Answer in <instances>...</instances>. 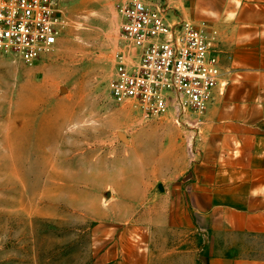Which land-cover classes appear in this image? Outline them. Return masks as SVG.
I'll return each instance as SVG.
<instances>
[{"label":"rangeland","instance_id":"374dc122","mask_svg":"<svg viewBox=\"0 0 264 264\" xmlns=\"http://www.w3.org/2000/svg\"><path fill=\"white\" fill-rule=\"evenodd\" d=\"M131 1L60 0L52 53L25 65L0 52V264L202 261L165 251L203 245L167 227L203 114L177 125L109 96Z\"/></svg>","mask_w":264,"mask_h":264},{"label":"crops","instance_id":"0c3cea01","mask_svg":"<svg viewBox=\"0 0 264 264\" xmlns=\"http://www.w3.org/2000/svg\"><path fill=\"white\" fill-rule=\"evenodd\" d=\"M152 1H163L172 19L217 30L225 84L203 114L188 177L173 191L182 201L167 223L181 243L193 233L203 245L166 256L264 264V0Z\"/></svg>","mask_w":264,"mask_h":264},{"label":"built area","instance_id":"2783aa9c","mask_svg":"<svg viewBox=\"0 0 264 264\" xmlns=\"http://www.w3.org/2000/svg\"><path fill=\"white\" fill-rule=\"evenodd\" d=\"M120 52L109 96L144 117L170 110L181 125L190 114H204L220 86L218 32L207 25L172 19L162 1L133 0L120 5ZM60 0H0V52L25 65L52 53L63 34ZM223 88V89H222Z\"/></svg>","mask_w":264,"mask_h":264}]
</instances>
